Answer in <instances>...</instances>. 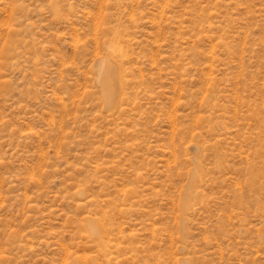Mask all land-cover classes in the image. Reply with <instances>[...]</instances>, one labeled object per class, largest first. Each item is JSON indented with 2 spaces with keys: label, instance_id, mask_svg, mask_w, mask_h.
I'll list each match as a JSON object with an SVG mask.
<instances>
[{
  "label": "rangeland",
  "instance_id": "obj_1",
  "mask_svg": "<svg viewBox=\"0 0 264 264\" xmlns=\"http://www.w3.org/2000/svg\"><path fill=\"white\" fill-rule=\"evenodd\" d=\"M0 264H264V0H0Z\"/></svg>",
  "mask_w": 264,
  "mask_h": 264
},
{
  "label": "bare ground",
  "instance_id": "obj_2",
  "mask_svg": "<svg viewBox=\"0 0 264 264\" xmlns=\"http://www.w3.org/2000/svg\"><path fill=\"white\" fill-rule=\"evenodd\" d=\"M105 67V66H104ZM101 70V69H100ZM104 69H102L103 71ZM106 70V71H105ZM104 70V74H103V83H106L108 85V93H107V96L108 98H111V96L113 95V92H114V88H115V84H114V81H113V74H112V70L107 67L106 69ZM101 72V71H100ZM102 74V73H101ZM106 86V85H105ZM107 87V86H106ZM107 91V90H106Z\"/></svg>",
  "mask_w": 264,
  "mask_h": 264
}]
</instances>
